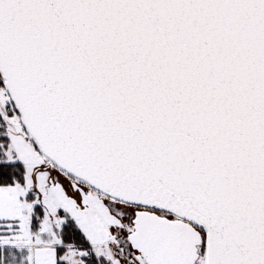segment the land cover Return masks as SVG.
I'll use <instances>...</instances> for the list:
<instances>
[{"label": "snow or ice", "instance_id": "snow-or-ice-1", "mask_svg": "<svg viewBox=\"0 0 264 264\" xmlns=\"http://www.w3.org/2000/svg\"><path fill=\"white\" fill-rule=\"evenodd\" d=\"M0 264H264V0H0Z\"/></svg>", "mask_w": 264, "mask_h": 264}]
</instances>
